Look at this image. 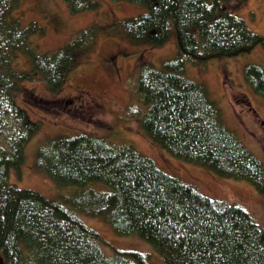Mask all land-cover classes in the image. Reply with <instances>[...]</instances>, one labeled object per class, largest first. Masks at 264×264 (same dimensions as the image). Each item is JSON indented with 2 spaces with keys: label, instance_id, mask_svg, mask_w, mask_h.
Wrapping results in <instances>:
<instances>
[{
  "label": "trees",
  "instance_id": "1",
  "mask_svg": "<svg viewBox=\"0 0 264 264\" xmlns=\"http://www.w3.org/2000/svg\"><path fill=\"white\" fill-rule=\"evenodd\" d=\"M20 1L0 0L2 263L149 264L134 251L106 257L102 236L78 217L84 215L104 221L117 236L139 238L164 264H264V229L248 212L221 206L127 144L78 135L56 137L41 147L34 169L61 188H75L67 201L10 182L13 174L22 179L24 148L41 130L17 105L21 84L40 79L51 93L61 91L75 56L92 51L100 37L157 48L173 40V59L160 69L142 64L134 77L137 103L147 107L144 133L175 159L245 181L264 197V163L224 125L206 87L185 76L188 64L206 71L210 64L264 49V37L226 11L234 0H111L147 11L105 25L93 22L52 53H40L30 42L31 36L44 35L42 27L31 23L23 29L12 17ZM62 1L73 16L99 9L93 0ZM20 55L27 58L28 71L15 68ZM243 77L264 99V68L248 65ZM98 184L107 190H96Z\"/></svg>",
  "mask_w": 264,
  "mask_h": 264
},
{
  "label": "rangeland",
  "instance_id": "2",
  "mask_svg": "<svg viewBox=\"0 0 264 264\" xmlns=\"http://www.w3.org/2000/svg\"><path fill=\"white\" fill-rule=\"evenodd\" d=\"M93 1L99 4L97 11L73 16L62 0H21L12 17L20 21L23 29L31 23L42 27L44 35L31 36L30 42L40 53H52L93 22L105 25L147 11L128 3ZM225 9L243 20L251 32L264 37V0H234L226 4ZM175 55L173 40L157 48L135 46L121 37H100L92 51L75 56L61 91L51 93L40 79L21 84L17 105L32 122L40 123L41 130L24 148L22 179L13 174L10 182L21 190H34L49 199L67 201L77 190L61 188L46 175L38 174L34 169L36 154L56 137L89 135L113 145L132 146L151 158L160 169L221 206L241 207L264 229V197L251 184L223 179L203 167L175 159L144 133L141 120L147 107L137 103L134 77L140 65L150 64L160 69ZM248 65L264 68L261 46L248 55L210 64L206 71L188 64L185 76L206 87L224 125L264 163V99L254 94L244 81L243 71ZM15 68L28 71L27 58L20 55ZM95 188L107 190L101 184ZM78 217L102 236L101 249L106 257L112 258L118 250L134 251L146 257L149 264H164L154 249L139 238L117 236L100 219ZM0 264H3L1 255Z\"/></svg>",
  "mask_w": 264,
  "mask_h": 264
},
{
  "label": "bare ground",
  "instance_id": "3",
  "mask_svg": "<svg viewBox=\"0 0 264 264\" xmlns=\"http://www.w3.org/2000/svg\"><path fill=\"white\" fill-rule=\"evenodd\" d=\"M207 184L209 185L210 188H213L212 184H210L208 181Z\"/></svg>",
  "mask_w": 264,
  "mask_h": 264
}]
</instances>
